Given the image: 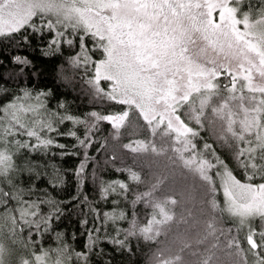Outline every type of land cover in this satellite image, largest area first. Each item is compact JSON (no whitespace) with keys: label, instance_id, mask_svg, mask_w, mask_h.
Masks as SVG:
<instances>
[{"label":"snow or ice","instance_id":"1","mask_svg":"<svg viewBox=\"0 0 264 264\" xmlns=\"http://www.w3.org/2000/svg\"><path fill=\"white\" fill-rule=\"evenodd\" d=\"M35 53L89 110L33 83ZM103 244L264 264V0H0V264H113Z\"/></svg>","mask_w":264,"mask_h":264},{"label":"trees","instance_id":"2","mask_svg":"<svg viewBox=\"0 0 264 264\" xmlns=\"http://www.w3.org/2000/svg\"><path fill=\"white\" fill-rule=\"evenodd\" d=\"M37 57V63L42 67L44 70V74L41 76L39 81H33V83H38L41 87H47L51 88L54 92V96L56 98L66 99L69 102H71V109L74 113L79 112L82 113L84 111L89 110L91 107L88 104V98L85 97L83 94L80 93V86L79 84L76 85V90L73 91V88L71 86L64 85L62 82L58 81V78L55 75L54 72V66L58 62L57 58H53L52 60H46L43 57L39 56V53L34 54ZM55 99L52 101V105L55 104ZM67 143H71V141H64ZM55 163L60 165L61 167L65 169H71L74 168L78 163V158L76 157H65L63 160H61L59 157L56 158ZM105 179H111L115 177V173L109 171H106L102 174ZM167 175L163 171V169L155 170V172H149L147 169L143 172V178L144 183L140 186L141 190H146L148 187H150L153 183H156L157 181H161L163 177ZM171 181L169 180L168 183H163L161 187L160 194H170L169 188H170ZM85 191L89 194L90 197H95L97 193L93 190L92 186L89 184ZM75 192L73 186H69L67 191L61 192L59 195L61 198H68L71 195H73ZM219 199L222 201V193L218 194ZM102 208L105 207H111V205H104L101 204ZM180 209L177 208V212L179 213ZM192 227V236H195V232L199 228V225L190 222ZM61 229H66L68 233L70 234L72 231H78L79 225H78V218L73 214L69 217L62 220L61 224L59 225ZM181 229L183 230V226H181ZM84 240L83 237H80L77 240V244H83ZM106 252L111 253L113 264H144V260L146 255L149 253V250L153 247L152 245H141L140 249L136 251V254L132 257H128L125 255L117 254L111 245L109 244H103L102 245ZM95 259V258H94ZM97 264H103L102 261H98Z\"/></svg>","mask_w":264,"mask_h":264}]
</instances>
